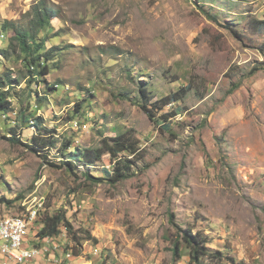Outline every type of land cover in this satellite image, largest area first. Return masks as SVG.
<instances>
[{
  "label": "rangeland",
  "instance_id": "374dc122",
  "mask_svg": "<svg viewBox=\"0 0 264 264\" xmlns=\"http://www.w3.org/2000/svg\"><path fill=\"white\" fill-rule=\"evenodd\" d=\"M43 1L57 15L37 34L52 56L38 74L3 24L30 27ZM3 73L0 217L42 205L23 264H189L173 251L189 229L205 263L264 264V0H0ZM120 135L136 145L124 180L109 181V153L72 156ZM60 209L72 229L41 238Z\"/></svg>",
  "mask_w": 264,
  "mask_h": 264
},
{
  "label": "trees",
  "instance_id": "16d2710c",
  "mask_svg": "<svg viewBox=\"0 0 264 264\" xmlns=\"http://www.w3.org/2000/svg\"><path fill=\"white\" fill-rule=\"evenodd\" d=\"M57 13L53 7L47 5L44 1L39 2L33 6V15L29 19L30 27L26 25L20 27L19 25H15L14 21L9 22L6 20L3 24L5 30L8 28H12L15 30V35H13L12 39L19 42L20 50L24 54L26 58V63H28V67L37 68L38 74H45L50 71V67L48 65V60L52 58L48 52L41 53L43 49V41L38 38L39 30L43 28H47L50 24L51 18L56 16ZM14 23V24H13ZM6 53V51H5ZM40 59H44V65L41 66ZM4 81L9 79V75L7 73H3L0 77ZM2 79L0 81L2 82ZM191 89L190 85L182 87L180 90L173 92L166 97L163 98V103L158 109H162L168 103L178 101L181 99L189 90ZM143 95L146 93L145 87H140ZM5 93L0 92V112L9 109V102L4 97ZM143 107L149 112L150 116H155L151 109H148L146 104H143ZM175 112L172 115H175ZM164 121H168L171 117L170 114H162L161 115ZM35 126H38V122L34 121ZM165 129L170 128V123L163 124ZM35 142L37 138L35 137ZM71 146V142H67L65 144V148H69ZM33 148V147H32ZM34 149V148H33ZM79 149L74 154L73 157H76L78 160H84L89 164H94L95 162L102 159L104 153H109L111 158L114 160V169L113 175H110L109 181L112 183H117L118 181L124 180L128 178L129 170H131V164L133 163L131 155L136 153V145L135 142H131L130 137L120 135L119 137L108 138L104 140V145L101 148L93 149ZM121 153H126V155ZM82 158V159H80ZM106 171L111 173L110 170ZM90 176V175H89ZM99 180V179H98ZM62 226H66L69 230L72 229V224L69 221L66 210L60 209L54 213H46L43 226L39 230V236L49 237V236H57L61 233ZM186 246L189 249L190 262L200 263V264H208L205 263L202 258L208 256L211 257L210 249L207 246V237L205 235H201L200 232H193L192 230L184 231V235L175 242L173 251L177 259H181L182 257V248Z\"/></svg>",
  "mask_w": 264,
  "mask_h": 264
},
{
  "label": "built area",
  "instance_id": "2783aa9c",
  "mask_svg": "<svg viewBox=\"0 0 264 264\" xmlns=\"http://www.w3.org/2000/svg\"><path fill=\"white\" fill-rule=\"evenodd\" d=\"M40 206L41 203L26 198L22 215L0 217L1 264H23L36 258L40 249L30 243L28 235L33 222L39 217Z\"/></svg>",
  "mask_w": 264,
  "mask_h": 264
}]
</instances>
